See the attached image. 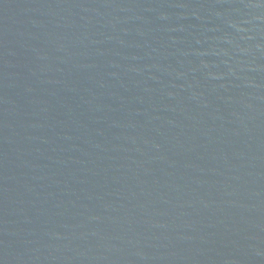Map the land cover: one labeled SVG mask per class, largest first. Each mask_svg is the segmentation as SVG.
Listing matches in <instances>:
<instances>
[{
	"label": "water",
	"instance_id": "1",
	"mask_svg": "<svg viewBox=\"0 0 264 264\" xmlns=\"http://www.w3.org/2000/svg\"><path fill=\"white\" fill-rule=\"evenodd\" d=\"M264 264V0H132Z\"/></svg>",
	"mask_w": 264,
	"mask_h": 264
}]
</instances>
